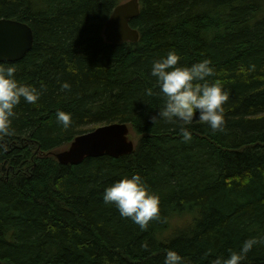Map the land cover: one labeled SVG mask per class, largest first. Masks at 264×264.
<instances>
[{
	"label": "trees",
	"instance_id": "trees-1",
	"mask_svg": "<svg viewBox=\"0 0 264 264\" xmlns=\"http://www.w3.org/2000/svg\"><path fill=\"white\" fill-rule=\"evenodd\" d=\"M125 1L0 0V19L34 34L21 60L0 65L40 93L0 137V264H163L169 249L183 264H213L264 236V0H139V40L107 42ZM173 50L183 66L211 61L207 79L229 93L224 131L194 119L186 143L179 123L151 121L163 106L152 62ZM58 110L71 114L68 130ZM111 123L140 135L133 152L67 165L51 154ZM135 174L160 198L146 231L103 200ZM240 264H264V243Z\"/></svg>",
	"mask_w": 264,
	"mask_h": 264
},
{
	"label": "clouds",
	"instance_id": "clouds-1",
	"mask_svg": "<svg viewBox=\"0 0 264 264\" xmlns=\"http://www.w3.org/2000/svg\"><path fill=\"white\" fill-rule=\"evenodd\" d=\"M180 56L173 50L165 56L152 62L151 76L155 78L157 95L163 100V106L156 115L150 117L153 124L157 119L168 123H179L184 142H190L192 134L188 125L194 119L207 124L213 132L225 130V109L223 105L229 99L221 83H210L207 79L214 75L210 60H203L191 66L180 65ZM252 67V70H254ZM17 69L14 65H0V137L14 134L12 127L15 108L23 99L26 103L34 104L40 93L30 85L21 84L15 77ZM64 83L62 89H69ZM147 94L153 95L148 89ZM198 117V118H197ZM57 122L64 130L72 124L70 113L57 111ZM106 204H114L123 218H129L146 231L151 221L159 218L160 198L151 192L142 181L139 174L125 177L108 186L103 193ZM264 243V236L251 237L243 242L239 251L229 250L227 258L218 257L213 264H240L252 251L253 247ZM147 250V243L142 245ZM183 257L175 250L166 252L163 264H183Z\"/></svg>",
	"mask_w": 264,
	"mask_h": 264
},
{
	"label": "water",
	"instance_id": "water-1",
	"mask_svg": "<svg viewBox=\"0 0 264 264\" xmlns=\"http://www.w3.org/2000/svg\"><path fill=\"white\" fill-rule=\"evenodd\" d=\"M140 14L139 0H128L117 5L105 24L104 36L107 42L121 44L137 42L139 31L130 21ZM32 28L14 19H0V62L21 60L33 47ZM126 123L101 125L92 131L77 136L70 147L56 154L61 164H78L87 156L98 157L108 154L114 157L134 151L135 144L129 140Z\"/></svg>",
	"mask_w": 264,
	"mask_h": 264
},
{
	"label": "rangeland",
	"instance_id": "rangeland-1",
	"mask_svg": "<svg viewBox=\"0 0 264 264\" xmlns=\"http://www.w3.org/2000/svg\"><path fill=\"white\" fill-rule=\"evenodd\" d=\"M128 137H129V140L133 141L134 144H137L138 140L140 139V135L136 131H134L133 129L129 130ZM67 148L68 147L66 146V147L57 149L54 152H52L51 154L56 156L57 153H59L63 150H66Z\"/></svg>",
	"mask_w": 264,
	"mask_h": 264
},
{
	"label": "bare ground",
	"instance_id": "bare-ground-1",
	"mask_svg": "<svg viewBox=\"0 0 264 264\" xmlns=\"http://www.w3.org/2000/svg\"><path fill=\"white\" fill-rule=\"evenodd\" d=\"M114 11V10H113ZM113 13V12H112ZM112 15V14H111ZM110 18V17H109ZM108 21V20H107ZM70 147V146H69Z\"/></svg>",
	"mask_w": 264,
	"mask_h": 264
}]
</instances>
